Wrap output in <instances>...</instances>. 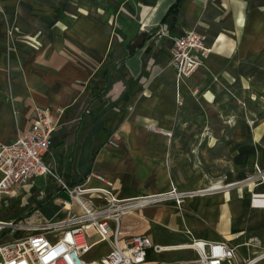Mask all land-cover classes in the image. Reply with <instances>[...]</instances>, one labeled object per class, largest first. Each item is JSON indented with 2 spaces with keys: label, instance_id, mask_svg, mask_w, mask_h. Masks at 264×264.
Here are the masks:
<instances>
[{
  "label": "crops",
  "instance_id": "crops-1",
  "mask_svg": "<svg viewBox=\"0 0 264 264\" xmlns=\"http://www.w3.org/2000/svg\"><path fill=\"white\" fill-rule=\"evenodd\" d=\"M15 1L13 8H0V35L14 20L26 32H42V42L49 46L35 51L16 44L15 54L0 42V67L8 63L11 69L8 80L0 73V142L9 144L30 127L35 105L49 108L56 126L44 161L59 180L42 175L0 194L9 203L0 211L15 209L10 219H0V244L14 240H6L4 231L17 228L6 224L24 221L33 226L41 219L64 217L59 204L66 197L60 188L62 181L107 187L118 199L155 196L172 187L197 192L209 187L217 191L185 198L179 205L172 200L156 205L179 210L188 203L195 208L206 203L219 215L226 214L223 228L202 238L198 228L203 221L194 214L195 230L185 218H178L182 227L170 223L176 235L225 241L237 252L247 246L231 240L264 227V208L250 202L252 194H264V180L253 187L227 188L242 182L254 165L264 168V121L258 117L264 94V0H60L57 8L52 0ZM28 4L27 9L24 5ZM55 9L66 16L64 57L56 52L59 64L51 63L50 57ZM98 10L120 18L116 27L124 31L120 40L101 35ZM161 30L166 34L157 38ZM188 30L203 36L209 52L193 74L177 79L169 49L172 37ZM71 41L89 49L97 63L90 83L85 82L84 68L69 60L66 46ZM109 139L117 146L108 143ZM218 149L231 159L230 165L216 157ZM217 184L226 189H211ZM153 207L123 215L121 235H148L153 244L162 246L190 242H153L152 228L159 227L163 219L162 211ZM145 208L155 209L154 221L144 215ZM101 244L104 248L97 250ZM107 250V244L100 243L87 257L99 258ZM172 251L185 249L166 252ZM161 253L147 250L142 264H173L194 255L166 262L157 259Z\"/></svg>",
  "mask_w": 264,
  "mask_h": 264
},
{
  "label": "built area",
  "instance_id": "built-area-1",
  "mask_svg": "<svg viewBox=\"0 0 264 264\" xmlns=\"http://www.w3.org/2000/svg\"><path fill=\"white\" fill-rule=\"evenodd\" d=\"M165 34L166 31L161 30L159 36ZM208 52L203 36L195 30L172 37L170 64L176 78L193 74ZM55 126L53 112L47 107H37L34 120L24 133L17 135L9 144L0 142V194L13 192L38 176L57 178L54 170L44 161L52 144L51 134ZM109 143L113 144L112 141ZM256 171V177L263 179L264 170L256 167ZM106 184L110 186L109 182ZM60 185L66 195L59 200L60 207L65 211L64 217L56 221L41 219L33 226L6 224L28 231V234L0 244V264H142L149 249L155 254L170 251L165 246L153 244L144 234L121 235L122 216L151 204L145 200L147 198L118 199L107 187L68 185L62 181ZM203 192L179 191L172 187L158 196L157 202L172 200L179 205L185 198ZM262 200L264 194H252L250 202L254 207L264 208ZM100 243L107 244L108 250L99 258H88L87 254ZM169 248L194 253L193 257L173 264L251 263L239 256L235 246L225 241L192 238L187 244Z\"/></svg>",
  "mask_w": 264,
  "mask_h": 264
},
{
  "label": "rangeland",
  "instance_id": "rangeland-1",
  "mask_svg": "<svg viewBox=\"0 0 264 264\" xmlns=\"http://www.w3.org/2000/svg\"><path fill=\"white\" fill-rule=\"evenodd\" d=\"M58 1L60 0H52L53 5H54L53 8H57L55 6ZM15 5H17V1L15 0H0V8L6 7V6H9V8H13L15 7ZM24 7L28 9L30 6L28 4V5H24ZM97 12H98V15L100 16V22L102 24L101 30H100L101 35L103 37H106L108 40L112 38L120 40L124 35L123 30L120 31L119 29H116V27H119L118 22L120 18L118 17L119 19H117V16L113 13L112 14L104 13L103 10H98ZM73 16L74 15H69L70 18ZM65 17L66 16H64V11L57 10V9L54 10L53 15L51 16V23L53 26L51 29V36H50V45L52 46V49H53L50 55V57L52 58L51 63H54V62L56 64L60 63L61 59L56 54L57 51L60 54V56L64 57V18ZM13 21L5 26L4 31L2 32V36L0 35V42L4 44V47L6 48L8 52L10 53L15 52L17 50L16 44H20L23 49L27 48V49H32L35 51H40L41 49H43V47L49 46L48 43L46 44L45 42H42V38H43L42 32H37V33L26 32L20 29L19 27L15 26L13 24ZM134 32H132V35L134 34ZM159 33L157 34L158 35L157 38H159ZM66 48L69 50L67 53L70 58L69 60L72 62V64H74L75 66H80L84 68V70L86 71L85 82L86 83L92 82L94 78L93 70L95 69L97 65V63L95 64L93 61L94 57L92 56V52L89 49L83 48L77 45L76 42H72V41L70 42V45L66 46ZM16 52L15 54H18V51ZM4 65L6 66L0 67L1 68L0 73L2 76L4 75L5 80H8L9 78H11V69L8 67L9 66L8 63ZM8 98L12 99V95L9 94ZM135 105L136 103H133L132 111H134ZM37 107H40V106L35 105L34 111H35V108ZM13 110H14V114H16L17 110L15 108ZM258 117L264 121V94L261 97V104H260V110L258 113ZM148 129L156 131L155 130L156 128L151 125H148ZM109 141H113V140L109 139ZM111 145L117 146V143L114 142ZM215 154H216V157L223 158L224 162L227 160L225 158L227 156H225L226 154L223 152V149L216 150ZM227 162H228V165H230L231 159L229 158ZM256 167L257 166L254 165L253 172L249 174L242 182H234L235 184L228 186L227 189H232V188L240 189L242 186H247L249 184H250V187H253L257 183L262 182L264 178L259 180V178L256 177L257 175ZM259 169L264 170V168H259ZM213 178L214 180L218 179L217 181H223L219 177L216 178V176H214ZM230 184H232V182L228 184H224V185H230ZM209 189H210L209 187H206L200 191H206ZM224 189H226V187L222 188V190ZM216 191L211 190L210 192H207V194H211ZM203 193L201 195H204ZM196 196H200V195L198 194ZM60 197H63V196H60ZM150 197H153V196H150ZM156 202L157 201H153V202H150L151 204L147 205V206H155L153 208L160 209V211H162L163 219L158 221L160 222V226L159 227L155 226V228L153 227L152 235L150 234L153 242L155 243L165 244L168 242L177 243L175 241H179L181 236L176 235L177 233L176 230H172V227H170V223L172 224V222H174L175 228L182 227V225L180 224L181 223L180 220H178L179 217L180 219L182 218L188 219L189 223L187 225L189 226L190 229H193V230L197 228H195L196 226L195 224L191 223L192 216L195 214L196 217L202 219L203 224L201 225L203 226L199 227L198 230L200 231L199 236L205 239L209 237L210 232L219 231L221 227L223 228V226H221L223 223L221 222L226 219L225 218L226 214H224V216H221V214L219 215L218 212H216V210L209 209L206 203L201 205L199 208H195L193 207L192 203H188L186 208L174 210L173 207L171 206L161 207L162 205H156V204L162 203V202H157V203ZM7 204L9 203L8 202L4 203V201L0 199V209L3 208ZM13 210L15 209L6 210L4 213L0 211V219H3V220L10 219L14 215ZM153 211H155V209ZM153 211L147 210V208H145L142 212L149 220L154 221L153 219L155 218L152 217ZM23 222H16V223L13 222V225H20V224L25 225V226L29 225ZM1 227L3 226H0V228ZM18 230H19L18 228L17 230L10 228L9 230L4 231L6 240L9 237L10 239L15 240V239H18V237L20 236H24L25 231H18ZM90 240H93V239H90ZM181 240L189 242L191 241V238L186 237L185 234H182V239H180V241ZM231 242L235 244L246 243L247 246H241L238 248V253L240 257L242 256V258L246 260H250L251 261L250 264H264V256H263L264 255V227H260L255 230L244 232L241 235H235L233 236V239L231 240ZM102 248H104L103 244L97 246V250H100ZM193 254L194 253L190 250L172 251V252L161 253L160 255L157 256V259L164 260L166 262H174V261L183 259V256L191 257Z\"/></svg>",
  "mask_w": 264,
  "mask_h": 264
},
{
  "label": "bare ground",
  "instance_id": "bare-ground-1",
  "mask_svg": "<svg viewBox=\"0 0 264 264\" xmlns=\"http://www.w3.org/2000/svg\"><path fill=\"white\" fill-rule=\"evenodd\" d=\"M216 188H222V186H220L219 184H217V185H213V187L211 188V189H216ZM201 192V191H200ZM255 194H257V193H255ZM158 196H162V194H159V195H155V196H153V197H150V196H143V197H139V198H147V199H145L147 202H153V201H158L159 199V197ZM262 203H264V201L262 200L261 201ZM166 248H168L169 250H175V248H169V246L168 245H164ZM171 246H175V245H171Z\"/></svg>",
  "mask_w": 264,
  "mask_h": 264
}]
</instances>
